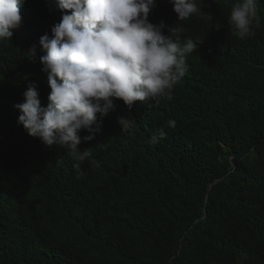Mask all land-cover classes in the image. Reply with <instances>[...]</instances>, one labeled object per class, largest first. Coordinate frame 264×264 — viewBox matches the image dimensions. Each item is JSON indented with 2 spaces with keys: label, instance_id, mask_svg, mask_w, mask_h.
Listing matches in <instances>:
<instances>
[{
  "label": "trees",
  "instance_id": "16d2710c",
  "mask_svg": "<svg viewBox=\"0 0 264 264\" xmlns=\"http://www.w3.org/2000/svg\"><path fill=\"white\" fill-rule=\"evenodd\" d=\"M235 2L196 0L181 21L156 0L149 21L195 44L187 72L171 99L113 98L95 139L80 131L91 156L77 161L18 124L30 85L50 103L39 40L63 15L57 0H25L0 41V264H264V0L245 39L229 23Z\"/></svg>",
  "mask_w": 264,
  "mask_h": 264
},
{
  "label": "clouds",
  "instance_id": "9594fccd",
  "mask_svg": "<svg viewBox=\"0 0 264 264\" xmlns=\"http://www.w3.org/2000/svg\"><path fill=\"white\" fill-rule=\"evenodd\" d=\"M24 2L0 0V41L12 38L13 30L21 26ZM169 3L178 20L199 13L196 0ZM57 7L63 12L61 22L52 27L51 37L45 33L39 40L50 103L42 107L37 87L30 85L23 93L24 102L14 108L20 112L18 124L30 136L49 147L67 148L75 160L84 161L91 152L80 149L79 133L86 129L90 135L83 140L95 139L100 130L93 128L97 113L104 117L115 110L113 98L129 108L136 101L171 99L172 89L187 72L186 59L195 44L191 38L181 42L182 26L149 21L156 0H57ZM254 21L258 26L257 0H236L229 16L234 35L251 36ZM165 27L169 35L163 33ZM35 49L33 45V53ZM118 120L124 131L134 124L129 117ZM166 126L174 128L176 121L169 119ZM165 135L159 128L153 140Z\"/></svg>",
  "mask_w": 264,
  "mask_h": 264
}]
</instances>
